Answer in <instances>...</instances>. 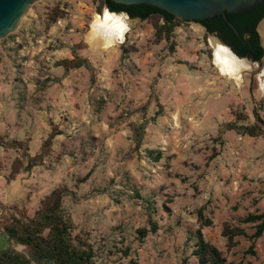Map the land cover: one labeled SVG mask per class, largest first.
Masks as SVG:
<instances>
[{
    "label": "rangeland",
    "instance_id": "obj_1",
    "mask_svg": "<svg viewBox=\"0 0 264 264\" xmlns=\"http://www.w3.org/2000/svg\"><path fill=\"white\" fill-rule=\"evenodd\" d=\"M106 8L37 0L0 40V254L29 258L9 230L35 229L56 191L93 264H200L198 234L224 264H263L264 232L243 220L264 215V58L236 85L213 64L214 34L159 15L92 48Z\"/></svg>",
    "mask_w": 264,
    "mask_h": 264
},
{
    "label": "trees",
    "instance_id": "obj_2",
    "mask_svg": "<svg viewBox=\"0 0 264 264\" xmlns=\"http://www.w3.org/2000/svg\"><path fill=\"white\" fill-rule=\"evenodd\" d=\"M104 5L110 12H124L129 18H139L146 20L151 15H159L167 26H172L174 17L157 7L140 4V5H120L111 0H104ZM228 23L233 25L236 33L228 26V23L217 15L212 18L202 20L199 23L207 33H216L218 39L232 53L239 58L251 57L252 61H259L264 56V50L259 47L258 35L256 33V25L264 16V1L252 9L239 14L225 13ZM79 66L80 64H75ZM142 126L140 129L142 130ZM252 135V132H247ZM51 137L48 142H50ZM135 146L140 145L141 134H134ZM61 198L59 192L53 191L48 200L53 201L54 205L49 208L48 204L42 207L37 212L36 228L31 230L30 225L24 228V233L17 234L16 229L9 230L10 237L19 239V244L29 247L30 256L25 258L23 255L5 250L0 254V264H93V251L86 239L76 234L71 236L68 233L69 227L63 222L59 215L58 202ZM47 200V201H48ZM35 220V221H36ZM34 222L30 221V224ZM243 222L255 223V231L253 239L259 238L264 232V215H249ZM44 229H48L46 237H42L41 233ZM23 230V228H21ZM156 226L151 223L148 228L137 229L138 238L142 239L149 232H155ZM238 234L229 230L225 236L229 243H232L233 237ZM195 250V255L200 264H224V259L220 252L205 242L200 234H198V242ZM246 254L254 255L253 243L245 252ZM183 264H187L183 262ZM237 264H243L239 262ZM264 264V260H263Z\"/></svg>",
    "mask_w": 264,
    "mask_h": 264
},
{
    "label": "water",
    "instance_id": "obj_3",
    "mask_svg": "<svg viewBox=\"0 0 264 264\" xmlns=\"http://www.w3.org/2000/svg\"><path fill=\"white\" fill-rule=\"evenodd\" d=\"M37 0H0V40L5 38L9 33L15 30L19 21L26 13L28 7ZM120 5H150L167 12L174 18H178L184 22H200L202 20L220 15L227 22L225 13L239 14L249 9L254 8L264 0H111ZM111 14H121L128 20H140L139 18H129L124 12H110ZM264 16L256 25L259 26ZM228 23V22H227ZM228 26L236 33L233 25L228 23ZM261 46L264 49L263 39L259 35L257 28L255 29ZM217 41L223 45L229 53L237 60H244L249 64H257L261 62L264 56L259 61H251L244 58H239L232 53L229 47L224 45L217 37ZM253 76V75H252Z\"/></svg>",
    "mask_w": 264,
    "mask_h": 264
},
{
    "label": "bare ground",
    "instance_id": "obj_4",
    "mask_svg": "<svg viewBox=\"0 0 264 264\" xmlns=\"http://www.w3.org/2000/svg\"><path fill=\"white\" fill-rule=\"evenodd\" d=\"M128 19L119 14L104 11L102 15H95L91 24L88 41L92 48L114 46L124 40V33L129 27ZM260 34L264 37V19L259 25ZM210 45L213 51V64L219 75L236 85L241 84L244 73L253 70L254 64L235 59L229 51L221 45L215 37H211ZM263 75L259 74L261 80ZM264 81V79H262Z\"/></svg>",
    "mask_w": 264,
    "mask_h": 264
},
{
    "label": "flooded vegetation",
    "instance_id": "obj_5",
    "mask_svg": "<svg viewBox=\"0 0 264 264\" xmlns=\"http://www.w3.org/2000/svg\"><path fill=\"white\" fill-rule=\"evenodd\" d=\"M126 14V13H125ZM127 15V14H126ZM128 16V15H127ZM257 33V32H256ZM212 34H214L216 37H217V34L216 33H212ZM258 35V34H257ZM218 38V37H217ZM258 41H259V47H261L262 48V46H261V43H260V40H259V37H258ZM263 49V48H262ZM264 50V49H263ZM247 58V57H246ZM251 57H249V58H247V59H249V60H251L250 59ZM252 61V60H251Z\"/></svg>",
    "mask_w": 264,
    "mask_h": 264
}]
</instances>
